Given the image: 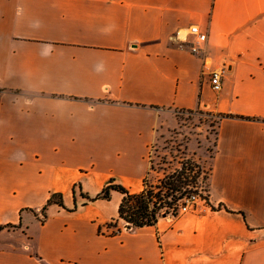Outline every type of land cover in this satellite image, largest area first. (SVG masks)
<instances>
[{"label": "crops", "instance_id": "0c3cea01", "mask_svg": "<svg viewBox=\"0 0 264 264\" xmlns=\"http://www.w3.org/2000/svg\"><path fill=\"white\" fill-rule=\"evenodd\" d=\"M192 26L218 93L178 44ZM199 111L218 120L209 207L104 235L123 196L85 197L142 192L151 148ZM0 264H264V0H0Z\"/></svg>", "mask_w": 264, "mask_h": 264}, {"label": "rangeland", "instance_id": "374dc122", "mask_svg": "<svg viewBox=\"0 0 264 264\" xmlns=\"http://www.w3.org/2000/svg\"><path fill=\"white\" fill-rule=\"evenodd\" d=\"M179 118V124L169 128L167 133L150 150L151 172L144 181V188L145 185L160 186L163 181V185L171 182L173 186L180 187L179 189L183 188L185 185L177 182L178 172L183 170V165H185L186 171L184 178H187V183L192 186L197 183V179L203 171H208L209 160L207 158L210 156L208 152L214 151L217 118L204 111L195 114L186 113ZM197 153L199 154L198 158L195 157ZM172 175L174 178L168 181L166 177ZM163 191L166 190L163 189ZM168 194L171 195L168 199L172 201L175 200L173 196L177 198V192L170 191ZM162 212H169V209H164ZM40 219L44 220L45 217L41 216ZM123 224L124 227L118 225V229L126 231V223L123 222ZM103 230L109 233L114 229L105 227Z\"/></svg>", "mask_w": 264, "mask_h": 264}, {"label": "trees", "instance_id": "16d2710c", "mask_svg": "<svg viewBox=\"0 0 264 264\" xmlns=\"http://www.w3.org/2000/svg\"><path fill=\"white\" fill-rule=\"evenodd\" d=\"M185 172V166L181 172H178L177 182L182 185L188 184L187 178H184ZM173 178L174 175L166 177L168 181L172 180ZM163 182H161L160 186L155 187L145 185L144 190L138 194H131L127 189H125L121 185H115L111 182L96 197L85 198L89 202H96L99 200L109 201L111 193L113 191L118 192L123 196L118 211L119 220H122L127 223L128 229H140L144 227H151L154 226L157 223L158 219L161 217L163 208H171L176 204L177 198H175L174 196V201H168V198L171 196L168 193L170 191H180V187L173 186V183L168 182L166 183V185H163ZM163 189H165L166 191H163ZM48 204H56L59 207L64 208L63 198L61 195H53L52 198L49 200ZM106 227L107 229L114 230L109 233H103L104 235L114 236L121 233V230L118 229V221L114 220L111 223L107 224ZM99 232L102 233L101 230Z\"/></svg>", "mask_w": 264, "mask_h": 264}, {"label": "built area", "instance_id": "2783aa9c", "mask_svg": "<svg viewBox=\"0 0 264 264\" xmlns=\"http://www.w3.org/2000/svg\"><path fill=\"white\" fill-rule=\"evenodd\" d=\"M178 44L181 47H185L188 51L201 61L203 67V75L207 76L214 92L218 93L222 90V75L223 69L214 68L213 61L207 50L208 35L206 31H203L198 26H192L186 32H180L177 34ZM152 149V148H151ZM185 166V165H183ZM198 177L197 183L193 186L190 184L185 185L180 191L177 192L176 204L169 208V212H162L170 220L176 219L177 217L187 213H200L204 208L209 207V179L211 177V170ZM172 202L171 199H168ZM162 210V211H163ZM126 223V231L128 229Z\"/></svg>", "mask_w": 264, "mask_h": 264}]
</instances>
